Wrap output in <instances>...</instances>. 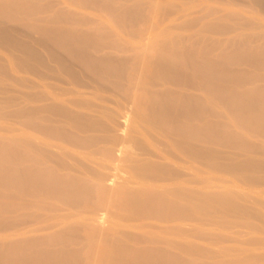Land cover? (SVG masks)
Returning <instances> with one entry per match:
<instances>
[{"label":"bare ground","instance_id":"6f19581e","mask_svg":"<svg viewBox=\"0 0 264 264\" xmlns=\"http://www.w3.org/2000/svg\"><path fill=\"white\" fill-rule=\"evenodd\" d=\"M195 1L0 0V264H264V0Z\"/></svg>","mask_w":264,"mask_h":264},{"label":"rangeland","instance_id":"374dc122","mask_svg":"<svg viewBox=\"0 0 264 264\" xmlns=\"http://www.w3.org/2000/svg\"><path fill=\"white\" fill-rule=\"evenodd\" d=\"M174 2H178V3H182V0H171ZM228 1V0H225ZM212 5V6H217L220 5L218 2H215L213 0H196L194 3H189L190 7V12H192L193 10H195V8H197V5ZM235 3L228 2V3H224L223 5H221L222 7H224L225 10H230L232 8H237L239 9V7L235 6ZM242 9L243 6H240ZM247 9V8H246ZM242 14L244 15H250L252 14L249 10H242ZM264 16V14H262ZM261 22L264 24V18L261 20ZM259 32H261V34H264V27H261L260 29H257ZM246 31V30H245ZM221 37H227V35H221ZM264 42V36L260 37L257 41H255L254 43H262ZM14 52L9 51L8 49L0 46V58L1 60H3L2 62L6 63L8 66V69L10 68H14L15 71H13L10 75L12 77L15 78H20V76H29L27 73L25 72H19L18 70H16L17 68H15L14 65ZM12 78H7L4 81V84H9L10 88L13 89H19V90H26L25 87H23L22 85L19 84L18 81L14 80ZM3 84V85H4ZM8 94H11L12 92H7ZM7 95V94H4ZM15 121H14V117H12L11 115L9 116H4L3 114L0 113V134L1 135H12L14 132V127H15ZM207 181L208 184L213 186L212 188H210V190H218L221 189V186L224 185V183L222 182L223 179H231V176L229 175H220V174H216V173H207ZM244 188H246V190L248 189L246 186H242ZM262 191H264V188H260ZM254 194V193H253ZM255 195V194H254ZM260 197L264 198V195H261ZM248 231H250L247 228H242V232L241 235L238 236V239L240 241H243L242 239L253 235L252 233H248ZM259 236H264V234H256ZM234 243L231 241H226L221 243V245H233ZM261 247H263L262 249H258L259 251H264V244L259 245Z\"/></svg>","mask_w":264,"mask_h":264}]
</instances>
